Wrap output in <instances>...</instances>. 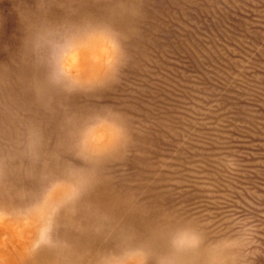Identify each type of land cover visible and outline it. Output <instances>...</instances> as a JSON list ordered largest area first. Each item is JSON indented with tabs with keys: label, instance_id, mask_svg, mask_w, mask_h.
<instances>
[{
	"label": "rangeland",
	"instance_id": "1",
	"mask_svg": "<svg viewBox=\"0 0 264 264\" xmlns=\"http://www.w3.org/2000/svg\"><path fill=\"white\" fill-rule=\"evenodd\" d=\"M0 264H264V0H0Z\"/></svg>",
	"mask_w": 264,
	"mask_h": 264
},
{
	"label": "snow or ice",
	"instance_id": "2",
	"mask_svg": "<svg viewBox=\"0 0 264 264\" xmlns=\"http://www.w3.org/2000/svg\"><path fill=\"white\" fill-rule=\"evenodd\" d=\"M199 238L195 235H185L175 243V248L179 250L196 249L199 245ZM146 251V250H145Z\"/></svg>",
	"mask_w": 264,
	"mask_h": 264
}]
</instances>
